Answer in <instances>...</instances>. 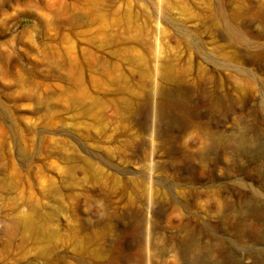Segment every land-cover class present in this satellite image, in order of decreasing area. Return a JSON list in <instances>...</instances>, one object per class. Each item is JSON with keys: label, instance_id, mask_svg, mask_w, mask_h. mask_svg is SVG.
I'll use <instances>...</instances> for the list:
<instances>
[{"label": "rangeland", "instance_id": "1", "mask_svg": "<svg viewBox=\"0 0 264 264\" xmlns=\"http://www.w3.org/2000/svg\"><path fill=\"white\" fill-rule=\"evenodd\" d=\"M251 108L264 0H0V264H183L192 227L264 264Z\"/></svg>", "mask_w": 264, "mask_h": 264}, {"label": "bare ground", "instance_id": "2", "mask_svg": "<svg viewBox=\"0 0 264 264\" xmlns=\"http://www.w3.org/2000/svg\"><path fill=\"white\" fill-rule=\"evenodd\" d=\"M227 28L231 31V33L236 36L238 39H245L246 36L239 30H237L236 27L232 26L229 22H227ZM235 37V39H236ZM263 63V62H262ZM213 103V107H220L223 102L220 100H215ZM211 107V105H210ZM254 109H250L249 113L247 112H242L240 114L241 118L247 117V122H253V127H252V132L254 135H258L259 131L264 132V116L262 115L261 119L254 118L253 115L256 114V111H252ZM245 114V115H244ZM250 118V119H248ZM254 120V121H252ZM251 131V130H250ZM250 133V132H249ZM221 135V134H219ZM228 136L230 137L231 140L234 142H239V150L240 153L242 154L243 157L249 155L252 159L253 162L257 163L256 158L254 157V154H251L247 150L246 146V139L249 138L247 137L246 134H234V133H229V134H224L225 141H228ZM253 136V135H252ZM259 136V135H258ZM256 137V136H255ZM259 137H257L258 139ZM252 139V138H251ZM259 141V140H258ZM228 151L224 149V154L226 155V158H228ZM243 159V158H242ZM245 162V160L243 159ZM247 164V163H246ZM250 166V167H248ZM247 169H244V173H246L247 176L255 178L253 174H255L252 171L256 168V166H252L251 163L247 164ZM240 174V173H239ZM230 175H231V169H230ZM256 175V174H255ZM238 186L243 189V186L245 187L246 184L243 182H239ZM238 190L240 194V199L241 200H247L249 198L248 193H244L242 190ZM192 233L187 236V238L181 239L180 241H175L172 240L171 247L173 249H177L181 253V257L183 259V264H189V260H193L194 262H197V264H223V249L221 248L220 241L217 242V234L215 233L214 230L208 229L207 231H202L199 230L195 227H192L191 229ZM214 236V237H213ZM216 239L215 244L212 245L210 244V240ZM215 260V263L214 261Z\"/></svg>", "mask_w": 264, "mask_h": 264}]
</instances>
